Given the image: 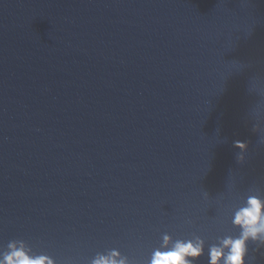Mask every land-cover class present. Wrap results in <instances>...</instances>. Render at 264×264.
Instances as JSON below:
<instances>
[{"label": "water", "instance_id": "95a60500", "mask_svg": "<svg viewBox=\"0 0 264 264\" xmlns=\"http://www.w3.org/2000/svg\"><path fill=\"white\" fill-rule=\"evenodd\" d=\"M259 139L264 0H0V244L147 264L197 235L207 264L264 194Z\"/></svg>", "mask_w": 264, "mask_h": 264}, {"label": "clouds", "instance_id": "9594fccd", "mask_svg": "<svg viewBox=\"0 0 264 264\" xmlns=\"http://www.w3.org/2000/svg\"><path fill=\"white\" fill-rule=\"evenodd\" d=\"M264 143V139H259ZM240 149L236 159L245 161L248 145L242 141L234 142ZM252 194L236 204L232 209L231 224L237 234H226L207 247V264H250L249 243L257 248L264 247V194L259 189H250ZM207 199L208 193L204 191ZM205 255V240L197 235L188 239H175L165 233L159 247L155 248L147 264H197ZM0 264H57L56 260L43 252L34 251L24 239H12L0 244ZM88 264H137L123 255L118 249L97 252Z\"/></svg>", "mask_w": 264, "mask_h": 264}]
</instances>
